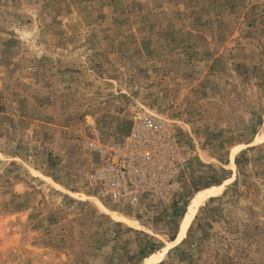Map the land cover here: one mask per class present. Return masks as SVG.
Wrapping results in <instances>:
<instances>
[{
    "label": "rangeland",
    "instance_id": "obj_1",
    "mask_svg": "<svg viewBox=\"0 0 264 264\" xmlns=\"http://www.w3.org/2000/svg\"><path fill=\"white\" fill-rule=\"evenodd\" d=\"M142 114L174 129L188 169L174 202L134 213L93 189L88 142ZM153 252L264 264V0H0V264Z\"/></svg>",
    "mask_w": 264,
    "mask_h": 264
},
{
    "label": "built area",
    "instance_id": "obj_2",
    "mask_svg": "<svg viewBox=\"0 0 264 264\" xmlns=\"http://www.w3.org/2000/svg\"><path fill=\"white\" fill-rule=\"evenodd\" d=\"M88 149L95 155L88 172L95 192L134 213L174 202L178 180L188 169L174 129L152 114L136 118L121 138L102 142L96 136Z\"/></svg>",
    "mask_w": 264,
    "mask_h": 264
},
{
    "label": "bare ground",
    "instance_id": "obj_3",
    "mask_svg": "<svg viewBox=\"0 0 264 264\" xmlns=\"http://www.w3.org/2000/svg\"><path fill=\"white\" fill-rule=\"evenodd\" d=\"M175 135H176V133H175ZM232 165L234 166L233 161H232ZM222 190H223V188L220 187L217 189V192H212V193L206 192V191H199L190 199V201L188 202V205L186 207V211L180 219L177 238L173 241H170V244L171 243L175 244L184 236V233H185V231H186L187 227L189 226L190 221L192 219L193 206L195 205L197 199L200 197L199 194H201V195H203V194L204 195H217V194H220L222 192ZM100 208L104 212L111 214V216L113 218L126 221L128 224L134 226L135 221H133V220H131V219L119 214V213H116L114 211L111 212V211L105 209L102 205H100ZM159 260H160V254L158 252H153V253L149 254V256H147L146 258L143 259L142 264H156L159 262Z\"/></svg>",
    "mask_w": 264,
    "mask_h": 264
}]
</instances>
